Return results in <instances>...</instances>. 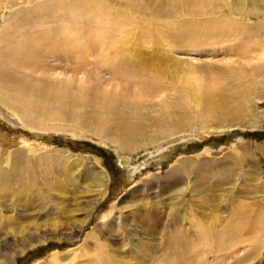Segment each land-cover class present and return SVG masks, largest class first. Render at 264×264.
Masks as SVG:
<instances>
[{
    "label": "rangeland",
    "instance_id": "obj_1",
    "mask_svg": "<svg viewBox=\"0 0 264 264\" xmlns=\"http://www.w3.org/2000/svg\"><path fill=\"white\" fill-rule=\"evenodd\" d=\"M73 1L87 6L93 0ZM106 1L118 8L119 30L112 34L111 27L105 42L91 37V44L104 43L85 52L84 62L81 52L75 55L87 73L62 62L63 68L40 67L25 80L32 94V77L48 75L51 90L68 79L74 91L97 86L137 99L118 120L130 140L123 144L118 124L100 123L91 106L72 104L63 117L66 98L52 99L60 116L28 114L21 100L26 84L18 86L14 75L8 97L0 94L13 111L0 104V264H102L107 256L112 264H264V0H247L244 10V0L207 5L219 8L213 20L239 23L226 36L212 32L207 42L201 35L166 41L158 32L211 14L165 11L161 0ZM9 6L30 11L16 17L18 30L8 26ZM41 7L37 0H0L2 76L17 57L13 49L23 48L29 20L35 39L51 31L47 19L38 28ZM72 23H61L53 38L77 37ZM112 45L137 52L135 69L161 93L148 97L131 85L134 75L127 83L114 73L105 59L116 54ZM197 78L212 86L214 101L221 95L227 104L215 119L199 116ZM60 253L67 255L53 257Z\"/></svg>",
    "mask_w": 264,
    "mask_h": 264
},
{
    "label": "bare ground",
    "instance_id": "obj_2",
    "mask_svg": "<svg viewBox=\"0 0 264 264\" xmlns=\"http://www.w3.org/2000/svg\"><path fill=\"white\" fill-rule=\"evenodd\" d=\"M37 1L42 4V7L40 8L41 21L38 28H40L43 25L44 20L47 19L46 22L48 25L47 28H50L51 31L45 32L44 34H42L41 36L35 39L33 33H30L29 31V30L31 31L33 30L31 20H29L27 28H25L22 31V36L24 38L23 39L24 43L22 44L23 48L13 49L17 57H13V59L9 60L10 63H8V71L10 72L5 74V76H2L0 74V94L8 97V95H6L8 93V85L6 84L10 82V80L14 77V75L15 77L18 76L16 80V84L18 86L20 85L23 89H24L23 85L26 84L25 92L21 93V100L26 104L28 108L27 109L28 114L34 115L39 112H43L46 113L45 117L54 116L53 114H55V116L56 115L60 116V114H57L60 112L54 111L55 108L52 105L53 103L52 99L66 98V102H65L66 105L63 106V109L65 108V111L62 110L64 111L62 112V116L63 115L70 116V113L67 112V109L69 110L68 106L72 104H78V105L82 104L86 108L91 106L95 112H98L101 115V116H97L99 120H101L99 121L100 123L104 125H109L111 123L118 124L115 133L119 134L117 135L118 138H120L121 142L125 144L124 142L126 141L128 142L130 140V137L128 139L125 138L128 137L126 132L128 128L124 126L122 122L120 123L118 120H120V118L126 114V107L139 104L137 102V99L135 103H133L132 101H129L126 94H121V95L120 94L118 95V93L113 94V92L108 90H105L106 92L103 93L104 91L100 90V87L97 86L94 88L83 87L80 89L77 87L78 90L74 91L75 90L73 88L74 86H72V84L69 83L68 79L64 81H60L59 86L53 87L51 90L50 86L53 85V82L48 75L46 77V80L44 81H38L32 77L34 89H36V92L32 94L30 93L32 91L31 82L28 79L25 80L26 77L35 74L40 67L45 66L53 70H56L58 68H63L61 66L62 62H66L70 65H74L72 67V71L74 73H79V72L87 73L85 67L82 68V66H80L82 69L79 70L80 67H78L77 65L78 61L75 55L81 52L80 55H82V58L80 59L79 62L81 61L84 62L85 61L84 56L86 55L89 49L91 51L92 49L94 50L96 46L100 44L103 45V43L106 41V40L104 41V34L106 35V33L111 29V27L112 30L110 31V33L112 34L116 33L119 30L118 28L119 17L117 13H115L118 8L111 6L106 0H93L87 6H84L83 3L82 4L75 3L78 1H73V0H55L56 2H58L57 7L61 8L60 10H57L56 8H51L48 4V3H54L55 1H49V2H47L46 0H37ZM216 1L217 0H187V1L161 0L160 2H157L159 7L164 8L163 10L165 9L167 10L170 7L174 9L176 14L188 13L190 15H193L195 17L197 16L199 18H202V16L206 15V13L211 14V16L208 17L210 19L208 21L202 22L201 20L197 19L199 21L198 22L197 20H192L191 21L192 23L191 25L189 24L190 25L189 27L188 25L182 23V24H178L174 28V30H171V28L167 26L165 30L164 28L163 30H159L158 34L161 36L162 39L166 41H168L172 37L174 41H177L176 37L183 39L185 37H190L194 39L195 37L196 39H199L201 35L203 37L202 40L207 42L210 39L214 40L215 35L212 34V32H214L217 36H226L230 32L237 30L239 27L238 22L234 23L232 21H226V20L224 21L218 19L213 20L214 19L213 16H215L217 12L218 14L220 13L218 6H215L217 5ZM246 1L247 0L241 1L242 9L244 8ZM213 3L215 4L213 5V8H211V10H207V5L211 4L212 6ZM203 6H206V12L203 11L202 9ZM15 9H16L15 7H10V6L8 8L7 11L8 17L9 16L11 17L10 19H8V22H10L8 23L9 24L8 26H14L18 30L19 25L14 23L16 17L22 16V14H29L30 11L24 7H21L17 10ZM256 9L258 10V7H256ZM118 12H119V16L121 15L124 16L123 10ZM158 13H160V11ZM243 13L244 12L240 11L239 12L240 15L238 16L243 17L247 14L244 13L245 15H243ZM258 13L255 12L254 15H258ZM160 16H164V14L161 13ZM13 18L14 20H12ZM69 19L75 21V23H72V26L75 27L77 37L70 34L63 36L65 40L62 37L53 38L55 35L60 33L59 25L61 23L69 21ZM213 24L216 26L213 29L209 27H203L205 25H213ZM192 25L197 26L198 29L191 30ZM113 26L117 28L113 29ZM199 30H202V33H200ZM96 36L97 39L102 37L103 39L102 41L104 42L100 43L101 41L99 42V40H97L96 43L91 44V37L96 38ZM40 40L42 41L38 42ZM114 47L115 46L112 45L111 49L113 48L116 54H114L113 57L111 58H109L108 56L105 57V59L107 60L106 63L112 65L113 72L116 74L119 73L122 78L127 80V83H129L128 76L130 77L134 75L133 78H135V80L133 81L131 80V85L132 84L134 86L138 85L141 88L142 92L148 97H153L154 95L157 96L159 94L157 93V90L158 88L160 89V85L151 77L146 78L145 74L142 75V73L140 74L138 70L135 69L134 58L137 57V55L135 54L137 52H131V51L128 52V50L126 48L125 50L124 47L123 49L120 48L115 49ZM10 54L12 56L11 52ZM50 62H53L54 64ZM10 64H13L14 68H10ZM3 66H4L3 60H0V69ZM26 70L28 71L25 72ZM136 74L138 77H136ZM118 77L119 79L121 78L120 76ZM218 80L219 77L216 76L212 81L215 82L216 84H219V82L217 83ZM39 82H41V84L38 86ZM194 85L197 86V90H195L193 94L199 98V104L202 107L201 111L199 112L200 117L211 119L216 116L214 112H217L218 109L220 110L228 109L227 104L221 95H219L218 97L219 100L217 101L213 100L212 90H211L212 86L210 84L198 80L197 78V80L196 79L194 80ZM44 91L48 93L47 97L43 96ZM160 91L161 90H158V92ZM255 91L256 89L253 90V92ZM0 104H2L7 111L10 110L11 112H13L8 107L7 103L2 101L1 99H0ZM59 109L62 108L59 107ZM90 110L92 109L90 108ZM40 114L44 116V114L42 113ZM16 115L21 119V122L23 121L27 125H28L27 121L32 120L28 117V115H25L23 119L17 113ZM180 116L182 119H184L183 116L186 118V115L184 113H181ZM251 116L254 118L253 115ZM242 157L244 156L242 155ZM238 158H241V156L238 155ZM186 239L187 238H184V241H186ZM65 255L67 254L60 253L58 255H53V257L57 259L60 258L59 260H61ZM103 260H102V264H107V263L112 264L113 261V259L110 256H107V262L104 263ZM56 264H61V263L56 262ZM189 264H193V263L189 262Z\"/></svg>",
    "mask_w": 264,
    "mask_h": 264
}]
</instances>
